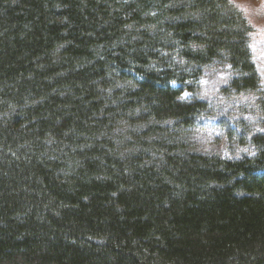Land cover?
I'll use <instances>...</instances> for the list:
<instances>
[{
  "label": "trees",
  "instance_id": "trees-1",
  "mask_svg": "<svg viewBox=\"0 0 264 264\" xmlns=\"http://www.w3.org/2000/svg\"><path fill=\"white\" fill-rule=\"evenodd\" d=\"M252 33L232 0H0V264H264V120L188 143L264 116Z\"/></svg>",
  "mask_w": 264,
  "mask_h": 264
},
{
  "label": "rangeland",
  "instance_id": "rangeland-1",
  "mask_svg": "<svg viewBox=\"0 0 264 264\" xmlns=\"http://www.w3.org/2000/svg\"><path fill=\"white\" fill-rule=\"evenodd\" d=\"M249 18L253 33L251 49L255 58L256 65L259 71L263 74V88H264V0H232ZM222 75L219 78H223ZM219 78L217 82L219 83ZM216 83L213 81L208 87L216 90ZM264 90V89H263ZM216 97V95H214ZM238 99L236 104L223 105L220 108V114L214 118H210L206 122L207 130L203 133H196L193 136H189L188 143L194 147L195 152L207 151V152H221L219 146L220 143V131L216 130V126L221 120H227L229 118L225 115L230 114L232 116L244 118L246 122L256 124L257 120L261 118L264 120V116L261 114V110L255 100L251 97H242ZM236 101V100H235ZM219 107V106H218ZM224 115V116H223ZM229 122V121H227Z\"/></svg>",
  "mask_w": 264,
  "mask_h": 264
}]
</instances>
